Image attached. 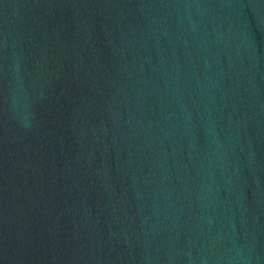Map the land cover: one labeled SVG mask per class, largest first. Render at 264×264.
Listing matches in <instances>:
<instances>
[{
	"label": "water",
	"instance_id": "obj_1",
	"mask_svg": "<svg viewBox=\"0 0 264 264\" xmlns=\"http://www.w3.org/2000/svg\"><path fill=\"white\" fill-rule=\"evenodd\" d=\"M0 264H264V0H0Z\"/></svg>",
	"mask_w": 264,
	"mask_h": 264
}]
</instances>
